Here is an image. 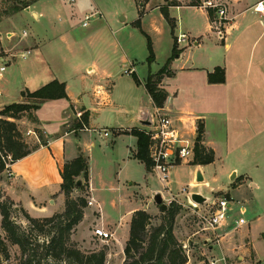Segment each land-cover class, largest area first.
Masks as SVG:
<instances>
[{"label":"crops","instance_id":"crops-1","mask_svg":"<svg viewBox=\"0 0 264 264\" xmlns=\"http://www.w3.org/2000/svg\"><path fill=\"white\" fill-rule=\"evenodd\" d=\"M74 1L33 0L25 9L31 12V16L36 20L44 18L47 21L45 31H43V33L37 32L33 36L30 41L31 45H29L33 48L27 58L24 59H28L32 53H34L35 58H30V61L26 62L27 66H34V63L40 62L39 65H41L42 69L15 70V73H9V75L7 74L8 76L5 74L1 80L3 92L1 97L4 96L6 98V96L13 95V100L5 105L21 102V98L23 97L22 91H35L55 79L66 84L69 97L50 99L42 102L38 109L34 111L38 121H33L26 115L15 120L25 140L30 146L32 145L33 150L27 156L14 161L9 170L4 168L0 171V195L3 197H10L15 201L17 208H23L33 217H48L62 212L65 209L66 201L65 194L61 190L63 182L61 174L62 169L67 161H72L82 155L87 159L88 163L89 187L87 193L89 205L85 208L84 217L77 225L75 232L72 234V238L78 241L79 245L83 248H89L91 250L100 249L90 246L91 242L89 241L88 234V232H90L89 225L95 224L96 227L104 228L112 233V237L107 240V242L113 240L116 248L120 246V248L123 249L122 254L124 255V248L130 236V225L133 212L137 209H145L150 214L156 215L158 211L157 204L148 202L142 189L152 190L153 194L161 192L165 199H170L173 195L172 193H166L164 188L153 187L155 178L162 187L164 186L166 189H169L168 185L170 184L169 177L170 173H172L170 172L171 169L183 163H192L185 161L170 167L168 182L165 183L156 172H152V170L149 171L143 161L134 157L138 147V137L130 133V131L134 128H141L144 130L146 126L142 125L139 121L140 112L143 109L152 111L155 107L144 85L149 73L153 72V70H148L146 74L140 75L137 73V70H134L133 74L138 77L140 82H136L134 77L135 110L130 117L132 120L130 124L118 126L110 125L100 128L98 138L96 136L90 143L86 142L87 144L82 140L85 133H89L91 130L97 131L95 130L96 127L92 124L93 114L105 110L111 112V115H113L115 111L124 110V108H116L117 103L114 100L115 74L113 70L105 69L100 62L101 56L97 55L98 58L93 57L91 61L86 64L85 72L83 70H77L79 58L74 61L71 67H68L69 70H53L50 64L45 66L47 61L43 59L42 49H45L47 45L61 42L66 44L70 50L74 52L78 45L76 42H80V40H85L87 42V40L92 39L89 34H83L81 37L82 39H79V37H77L79 35H76L78 29H87L89 23L87 26H84V18L78 25H75L76 12L82 5H78L76 8L73 4ZM169 1L170 0H146L144 6L145 12L141 17L143 27L152 38L155 58L157 56L158 44L165 41L164 33L166 30L168 32L166 42L168 47V58L171 56L170 52L174 46V37L166 20H164L162 25L155 23L149 27H146L143 22H145L144 20L152 13H159L160 16H163L160 8L167 5ZM178 1L180 5L169 6V13L176 19L175 35L179 36L184 33L186 34L187 40L180 43L179 47L181 53L177 58L172 60V65L185 57L186 49L189 46L192 44L201 45L200 39L202 36L200 33L193 26L187 24L186 26L182 19V11L184 9L194 8L195 11L199 10L203 12L206 17L208 31L215 35L211 28L210 18L206 8L201 5H188L185 0ZM218 1L226 2L230 9V21L226 27L225 40L222 41L218 39L216 35L214 36L217 40L216 44L222 43L224 46V56L217 59L212 55L208 63L202 66L198 64L192 66L184 64L185 70H182V72L185 74L187 81L180 84L178 87L170 88L167 86L168 80L176 75L175 72L172 76H165L160 84L168 93L165 104L161 107L162 112L171 115L185 132L187 131L186 127H190V132H188V134L193 135V137L196 133V121H202L205 125L203 144L213 148L215 151V160L212 163L206 165L192 164L193 166L189 170V181L186 185L191 188H198L199 185L204 187V182L212 181V178H215L216 175L211 176L213 170H210V166H216L218 163H221L220 160H218L220 144L211 138L208 125L209 117H216V115L207 111L205 106L217 105L219 96L226 99L227 93L234 88L232 81L233 70H238L237 67L240 65V60H243V63H247L246 59L232 60L231 54L228 53L234 49V46L238 47V50H240L242 44L241 37L243 34L247 33V35H254L256 25L264 28V19L257 15V13L256 20H252L253 22L251 23V19L247 17V11H251V6L258 0ZM135 2L139 14L140 7H138V0H135ZM140 4L142 5L143 2H140ZM22 11H20V13ZM90 13H96L93 17L96 16L98 19H107L103 9L97 4H95L93 11ZM87 14L89 13L87 12ZM137 17L139 18V15H137ZM118 19L123 21L125 17L121 15ZM83 36H85L84 39ZM258 39L259 37L254 38L251 44L250 59L252 56H255L253 51L258 47V45H256ZM118 41L121 43L119 39ZM118 41L116 45L120 47ZM190 41H192V43H190ZM55 47L58 48L57 45ZM262 49V54L264 55V45ZM260 59H262V56L261 58L259 57L257 62L260 63ZM135 61L136 60H134V69L136 65ZM217 66L225 69V82L211 83L208 81V73L213 72ZM252 67V65H247L246 70H251ZM200 79L202 82H200ZM76 81L79 82L80 85L75 83ZM241 82L246 86V77H244L242 81H239V84ZM87 86L92 89H90V91L86 90ZM78 87L81 90L77 91ZM131 98L132 97H129V99ZM74 109L75 111L80 109L82 112H89V127L80 129L68 128L70 121L74 117H77ZM221 118L226 123V126H229V123L232 124L229 126L232 133L233 131L238 134L242 133L248 140V146L244 147L242 151H237L239 156H243L242 161H247L248 164H246L253 170H264V160L261 157L264 149H261L259 146L257 147L254 142L255 124L259 123L260 125L258 128L262 127L264 131V120L260 122L256 117L250 114L239 117L223 115ZM108 128H111V132ZM37 129L42 131L43 140L40 139ZM105 130L109 131L108 135H105ZM222 162L224 161L222 160ZM207 167H209V169L206 172ZM199 169L204 175V182H202V184L196 181V173ZM218 169L220 173L224 172V167L221 166V168ZM9 171L12 173L11 175H9ZM238 171L237 167H232L229 171V175H232L233 172L237 174ZM155 175L157 176L155 177ZM254 177L256 178V176ZM254 177L250 176L248 173H244L242 184H247L249 188L264 187V182ZM151 186L153 188H151ZM217 190L222 189L220 188ZM81 192L82 190L75 188L72 195L77 196L80 195ZM184 193L187 194L186 191ZM253 196L252 193V197L249 196L246 205L241 204L239 206V215L231 216L230 213L229 218L220 223L216 228L213 229L207 224L201 227L199 224L198 227L201 230H207L206 232L199 231L200 235H205V239L211 237L216 239V241L209 245H201L199 249L200 253L208 256L210 261L216 260L215 264L263 263L264 198L262 199V197L264 195L261 196L260 200H257V202L256 198ZM126 199L131 202L132 199H134L135 205L131 206L126 211L116 212L119 209V204ZM230 199L233 205V200H235V198H233L231 194ZM106 203L111 204L115 210L113 209V212L105 211L104 206H106ZM241 210L244 211L243 215L247 222L237 227L235 218L241 216ZM174 231L178 239L184 245L185 241L182 240L177 233L176 222ZM208 233H210V236ZM239 235L241 236L240 238ZM98 238L106 242V240L100 237ZM191 250V248H187L188 263L186 262L185 264H189L192 260ZM112 255V251H109L106 264H108L109 257ZM123 262L124 258H122L121 264H123ZM199 262L201 263V260Z\"/></svg>","mask_w":264,"mask_h":264},{"label":"rangeland","instance_id":"rangeland-1","mask_svg":"<svg viewBox=\"0 0 264 264\" xmlns=\"http://www.w3.org/2000/svg\"><path fill=\"white\" fill-rule=\"evenodd\" d=\"M31 1L33 0H3L2 2H0V56L7 57L10 62L5 73L6 75H9V73H15V70L42 69L41 65H39L40 62L34 63V66H27L26 62L30 61V58H35L34 53H32V55L26 60H24L20 56H17V54L22 50H31L33 47L29 45H31L30 41L32 40L33 36L37 32L43 33L47 26L46 19L40 18L39 20H36L31 16V12L25 10L27 7L17 12L13 10L14 6L18 5L19 7H22L26 4H29ZM138 1L144 2L145 0ZM185 1L188 5L196 4L201 5L207 10L209 9V7L205 6L206 0ZM94 3L97 4L101 9H103L107 19H98V17L96 16L92 17L89 20V26L87 27V29H78L76 31V35H79L77 36L79 37V39H82L81 37L83 34H89L90 38L92 37L91 40H87V42L85 40H80V42H76L78 45L74 52L70 50V48L66 44L61 42L53 43L51 44L52 46L47 45L45 49H42L43 59L47 61V63H45V66L47 64H50L53 70H69L68 67H71L74 61L79 58V66L77 70H83L85 72L86 64L89 63L93 57L98 58V55L101 56L100 62L103 64L105 69L114 71V100L117 103L116 108L121 109L123 107L124 110L115 111V114L113 113V115H111V112L105 110H101L100 112L93 114L92 124L96 127L95 130L97 131L91 130L89 133H85L82 138L85 143H90L96 136L98 138V132L100 128H104L110 125L118 126L130 124L132 121L130 117L135 110L133 74L134 70H137V73L139 75L146 74L148 70H153L154 72L161 69L168 60V47L166 44L168 32L165 29V41L158 44L157 56L152 62L153 64L148 63V40L147 36L142 32V30L148 36L150 35L143 27L142 20V30L134 24L135 20L138 18L137 15H139L135 0H76L73 3L76 8L78 5H82V7H80L79 10L76 12L75 25H78L79 22L83 21L87 12L90 14V12L93 11L95 6ZM138 7H141V5L139 4ZM20 11L22 12L20 13ZM247 12V17L251 19V23L257 17L256 13L253 10H248ZM121 15L125 17V20L121 21L118 19ZM182 19L184 20L185 25L187 24L193 26L200 33V35L202 36L200 39L201 45L198 46L192 44L186 49V54L183 59L179 60L173 65H170L172 70L176 73L174 77L168 80L167 86L170 88L178 87L180 84L185 83V81H187L185 74H183L182 72V70H185L184 64H187L188 66L196 64L202 66L208 63L210 56L213 55L218 59L219 57L222 58L225 54L224 46L222 45V43L216 44V37L218 39L220 38L218 37L215 28L212 26L213 21L215 19L214 14L210 19V23L211 28L215 33L216 37H214L215 35L208 31L206 26V17L203 12L199 10L195 11L194 8H186L182 11ZM164 20H166L164 15L160 16L159 13H152L144 20L145 22L143 23H145L146 27H149L155 23L158 25H162L164 23ZM166 23L168 24V26H170L167 20ZM24 29L29 31V35L27 37L22 36V32ZM252 35H247V33L243 34L241 37L242 44L240 50H238V47L234 46V49H232L228 53L231 54L233 58L232 60L246 59L247 61V63H243V60H240V65H238L239 68L237 67L238 70H233L232 72V81L234 84V88L227 93L226 99L222 96H219L217 105L205 106V109L207 111L216 115V117H209L208 125L211 133V138L215 142L220 144L218 160H220L221 163H218L216 166H210V170H213L211 176H216L215 178H212V181L204 182L203 192L209 198L214 199H217L222 196H227L228 198H230L231 194V196L235 198V200H233V205L230 212L231 216L239 215V206L241 204L246 205L247 201L249 200V196L252 197V193L254 195L253 197L256 198V202L257 200L259 201L260 197L264 195V187L249 188L247 184H242L244 173H248L252 177L256 176V178L264 182V170H253L252 168H250V166L247 165V161H242L243 156H239L237 151H242L244 147L248 146V140L244 137L242 133L238 134L234 131L232 133V131H230L229 129V126H231L232 124L229 123V126H226V123L221 118L223 115L239 117L245 114H250L256 117L260 122L264 120V55L262 54V46L264 45V28H261L256 25L254 35ZM174 36L176 37L177 47L180 50V43L184 41H178V36L175 35V30ZM258 37L259 39L256 42V45H258V47L253 51V54H255V56H252V58L250 59L251 44L253 43L254 38ZM84 38L85 36H83V39ZM118 39L121 41V43L118 41ZM220 40L224 41L225 39ZM117 41L120 47L116 45ZM190 43H192V41H190ZM56 45L58 48L55 47ZM152 47L154 50L153 42ZM170 54H172V50ZM261 56L263 60L260 59L261 62L259 63L257 62V60L259 59V57L261 58ZM134 60H136L135 69ZM247 65H252V69L246 70ZM244 77H246L247 80L246 86H244L242 82L239 84V81H242ZM201 79L200 82H202ZM75 83L80 85V83L77 81ZM90 89L92 88L87 86L86 90L90 91ZM79 90L81 89L78 87L77 91ZM12 96L13 95H9L6 96V98L4 96L1 97V103L5 105L6 103L11 102L13 100ZM129 97L132 98L129 99ZM21 100V102L28 104H33L35 101L34 98L28 97L27 95L23 96ZM10 104H7L5 106H8ZM75 113L77 117H74L70 121V125L68 126L69 129L75 128V124L78 119L81 118L83 112L78 109L77 111H75ZM0 117L4 116L0 114ZM199 121L200 120H197L195 124L196 133L194 139L197 136V128ZM259 125V123H256L254 127V142L257 147L259 146L261 149H264V131L262 130V127L258 128ZM186 128V132H190V127ZM108 129L111 132V128ZM186 132L183 130L182 133L186 134ZM189 136H192L193 138V135H187V137ZM261 157L264 160V152H262ZM193 160L194 157L192 160H189L187 162H192ZM222 160L224 162H222ZM192 166L193 165L190 163H183L171 169L170 172L172 173H170L169 177V189H166V187L164 186L162 187L156 178L154 180L153 187L164 188L166 193L169 192L173 194L170 199L164 198V201L168 204V206L172 201H176L180 204L182 203L183 205V208L176 217L177 233L179 237L185 241L184 245L187 246L186 249H192V260L189 262V264H209L210 260L208 256L200 253L199 249L201 245H209L210 243L216 241V239L212 237L205 239L206 236L200 235L199 233V231H207L201 230L198 226L199 224L201 225V227L204 226V223L201 222L202 219L200 217V214H208V212L204 204H200V207H195L196 204L194 205L189 198L190 191L192 192L198 190L197 188H191L190 186H186L189 181V170L190 168H192ZM221 166L224 167L223 173H220L218 171V168H221ZM215 167L217 172L215 170ZM232 167H237L239 170L234 179H231V175H229V171ZM208 169L209 167L206 168V172L208 171ZM156 176L157 175H155V177ZM238 186L240 187L235 189ZM153 187L151 186V188ZM184 188H186V190L188 191V193L186 192L187 194L184 193ZM220 188L222 190H217ZM142 192L148 202L155 203L153 199L155 194L152 193V190L142 189ZM80 194L88 195L86 191H83ZM263 198L264 196L262 197V199ZM134 205V199H132V202L126 199L125 201L119 204V209L116 212L126 211L128 208ZM157 207V214L153 215L154 224L159 223V220L163 216L162 209L158 205ZM104 209L107 212H113L115 210L109 203H106ZM1 220L2 217L0 214V232L2 236L5 237L6 233L4 232L1 226ZM15 220L23 226L28 225L27 219L20 211L17 212V214L15 215ZM95 228V224L89 225L90 232H88V234L89 241L91 242L90 246L93 248L107 247L108 253L109 251H112L113 253V255L109 257L108 264H121L122 258H124V255L122 254L123 249H121L120 246L116 248L113 243V240H110L109 242H104L98 237H96L93 233ZM208 235L210 236V233H208ZM240 237L241 236L239 235V238ZM72 240L74 243L77 244L80 249L85 251L91 250L89 248L81 247L79 245V242L75 241L73 238ZM5 241L8 244L10 257L6 258L0 253V264H22L20 248L17 245L11 244L10 241H8L7 239H5ZM189 241L192 243H190ZM200 260L201 263L199 262ZM262 264H264V261Z\"/></svg>","mask_w":264,"mask_h":264},{"label":"trees","instance_id":"trees-1","mask_svg":"<svg viewBox=\"0 0 264 264\" xmlns=\"http://www.w3.org/2000/svg\"><path fill=\"white\" fill-rule=\"evenodd\" d=\"M21 2V1H19ZM146 0L139 10V18L135 21V26L141 30V17L144 14ZM180 5L178 0H170L167 5L162 6L161 12L168 21L174 37L172 54L165 65L157 72H150L144 82L145 88L151 96L154 105L163 107L167 99V91L160 86L165 76H172L174 71L170 64L177 58L181 51L177 47L174 30L175 19L169 13V6ZM196 5V4H192ZM28 4L19 7L14 6L16 12L27 7ZM210 19L213 16V9H208ZM147 36L149 56L147 61L151 64L155 60V53L152 41ZM136 82H140L134 76ZM208 81L211 83L225 82V69L217 66L213 72L208 73ZM22 95L34 98L33 104L24 102H14L1 109L0 114V154H10L12 161L27 156L32 150V146L25 140L23 133L18 128L16 119L26 115L33 121H38L34 111L46 100L57 98H68L66 84L55 79L35 91L24 90ZM34 110V111H33ZM89 127V112H83L80 119L75 124L76 129ZM38 135L43 140V134L37 129ZM125 132V131H123ZM205 125L199 121L197 136L195 138V156L192 164L206 165L215 160V151L211 147L203 144ZM130 133L138 137V147L134 157L143 161L151 171V161L149 159L148 144L149 136L141 128H134ZM5 168V163L0 155V171ZM63 182L61 190L65 194V209L48 217H33L23 208H17L16 203L10 197L0 195V214L2 217L1 226L6 233L3 237L0 232V253L6 258L10 257L8 244L17 245L21 251L22 264H106L108 248L103 247L98 250H82L72 240V234L77 225L84 217V210L89 204L88 195L80 194L73 196L75 188L86 191L89 187V171L87 159L80 155L72 161H67L62 169ZM81 177L83 183L76 185V180ZM183 205L172 201L167 210H163V216L159 223H153V215L145 209H137L133 212L130 225V236L124 248L123 264H185L188 255L175 234V222L178 213ZM22 212L28 221L27 226L19 224L15 220L17 212Z\"/></svg>","mask_w":264,"mask_h":264},{"label":"built area","instance_id":"built-area-1","mask_svg":"<svg viewBox=\"0 0 264 264\" xmlns=\"http://www.w3.org/2000/svg\"><path fill=\"white\" fill-rule=\"evenodd\" d=\"M3 0H0L2 2ZM74 1V0H69ZM205 6L213 9V14L215 19L213 21V27L216 30V33L220 39L226 38V27L230 21L229 17V5L224 1H215V0H206ZM251 9L257 13L260 17L264 19V0H258L255 2ZM96 13H90L85 16L83 22L84 26H87L89 20ZM225 27V29H224ZM29 31L24 29L22 32L23 37H27ZM186 34H181L178 36V41H186ZM31 53V50L26 49L20 51L17 56L22 57L23 59ZM9 59L5 56H0V98L3 94L1 87V80L5 75L7 68L9 66ZM3 105L0 101V109H3ZM153 123L150 126H146L144 131L149 136L148 152L149 159L151 161V170L156 172L159 177L165 183L168 182L169 168L180 164L185 161L192 160L195 156V139L192 136L187 137L188 133H182L183 130L176 123L174 118L171 115H167L162 112L161 107L155 106L151 111ZM105 135L109 134L108 130L104 131ZM1 159L5 163V168L10 169L12 166V157L10 154L1 153ZM12 173L9 171V175ZM186 190V188L184 189ZM192 202V201H191ZM193 203V202H192ZM194 205L196 203H193ZM208 214H200L202 223L207 224L211 228H216L220 223L226 221L229 218L231 209H232V200L227 196H222L217 199L209 198L206 203ZM195 207H200L199 204H196ZM241 216L235 218V224L237 227L244 225L247 220L245 218L244 211L241 210ZM200 213V211H199ZM94 234L103 240H109L112 237V233L105 230L104 228L96 227L94 229ZM186 253V245H183ZM216 260H211L210 264H215Z\"/></svg>","mask_w":264,"mask_h":264},{"label":"water","instance_id":"water-1","mask_svg":"<svg viewBox=\"0 0 264 264\" xmlns=\"http://www.w3.org/2000/svg\"><path fill=\"white\" fill-rule=\"evenodd\" d=\"M139 121L142 125L144 126H150L153 123L152 120V114H151V110L149 109H143L140 112V118ZM236 176V172H233V174L231 175V179H234ZM196 181L198 183H202L204 182V175L202 173V171L199 169L196 173ZM83 183V180L81 177H79L76 180V185L80 186ZM197 191H192L189 194V198L192 202L196 203V204H204L208 201L209 197L206 196L203 192V186L199 185ZM154 202L163 210H167L168 209V204L164 201V196L161 192H157L154 195Z\"/></svg>","mask_w":264,"mask_h":264},{"label":"bare ground","instance_id":"bare-ground-1","mask_svg":"<svg viewBox=\"0 0 264 264\" xmlns=\"http://www.w3.org/2000/svg\"><path fill=\"white\" fill-rule=\"evenodd\" d=\"M194 203V202H193Z\"/></svg>","mask_w":264,"mask_h":264}]
</instances>
